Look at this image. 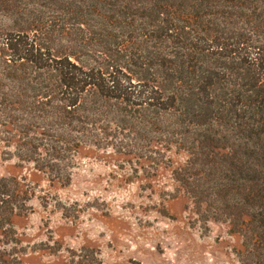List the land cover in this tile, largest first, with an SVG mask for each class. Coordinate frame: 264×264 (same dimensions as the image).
I'll list each match as a JSON object with an SVG mask.
<instances>
[{"label": "trees", "instance_id": "trees-1", "mask_svg": "<svg viewBox=\"0 0 264 264\" xmlns=\"http://www.w3.org/2000/svg\"><path fill=\"white\" fill-rule=\"evenodd\" d=\"M0 140L61 185L84 147L184 151L172 172L197 213L264 264V0H0ZM30 199L0 175V264H22Z\"/></svg>", "mask_w": 264, "mask_h": 264}, {"label": "rangeland", "instance_id": "rangeland-1", "mask_svg": "<svg viewBox=\"0 0 264 264\" xmlns=\"http://www.w3.org/2000/svg\"><path fill=\"white\" fill-rule=\"evenodd\" d=\"M13 150L0 140V175L31 192V209L14 219L22 264H68L73 252L102 264H242L241 236L227 222L203 220L174 178L184 151L136 165L84 147L61 185Z\"/></svg>", "mask_w": 264, "mask_h": 264}]
</instances>
